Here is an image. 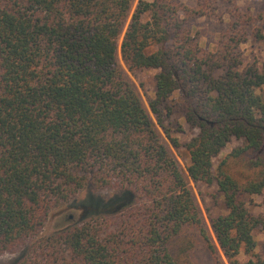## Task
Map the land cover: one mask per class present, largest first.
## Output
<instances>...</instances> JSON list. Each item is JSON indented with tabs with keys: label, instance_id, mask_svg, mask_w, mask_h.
<instances>
[{
	"label": "trees",
	"instance_id": "obj_1",
	"mask_svg": "<svg viewBox=\"0 0 264 264\" xmlns=\"http://www.w3.org/2000/svg\"><path fill=\"white\" fill-rule=\"evenodd\" d=\"M135 2L0 0V255L28 246L18 264H192L200 240L216 264H264V216L247 201L264 199V62L244 64L241 51L253 15L232 12L210 51L191 25L209 14L202 3L139 0L132 13ZM119 55L132 74L158 71L155 121ZM189 181L217 187L213 235ZM91 184L124 193L118 206L90 199L88 219L41 235Z\"/></svg>",
	"mask_w": 264,
	"mask_h": 264
},
{
	"label": "rangeland",
	"instance_id": "obj_2",
	"mask_svg": "<svg viewBox=\"0 0 264 264\" xmlns=\"http://www.w3.org/2000/svg\"><path fill=\"white\" fill-rule=\"evenodd\" d=\"M153 1V0H145ZM189 7H197L200 3L206 7L209 14L204 17H199L191 21V25L194 33L198 34L201 47L205 50L212 51L215 45L218 43L220 37L225 34L235 19L232 17V12L236 9L241 13L249 15L252 14L254 20L247 27L249 32V40L241 45V51L243 55L244 64H251L254 62L261 64L264 62V38L257 40L253 32L255 29H259L264 36V0H179ZM139 0H136L132 13ZM129 23V21H128ZM121 38L120 42L122 41ZM120 64L127 72L131 81L135 84L140 92L142 99L150 111L148 105V98L154 97V76L157 74V70L142 71L135 74L130 73L125 67L121 56L119 55ZM150 114L155 121L153 114ZM173 128H182L183 132L175 133L174 136L178 137L182 143L189 141L193 136V132L186 123L182 116L180 108L177 109L175 119L173 121ZM163 139L173 152L176 160L181 168L187 173V166L189 165V158L184 156L182 150H176L170 143V141L163 134ZM242 142L233 140L215 160V165H218L222 159L226 157L233 149L241 146ZM191 188L195 194L201 213L205 220V223L209 230L212 231L211 223L208 217V213L218 215L222 212L221 196L218 194L216 186H206L203 183H193L189 181ZM124 193L118 192L112 189H99L95 186L88 185L77 197L76 200L62 208L54 209L48 218L45 228L41 235H50L52 233L60 232L69 226L80 224L86 218L83 205H86L90 199L93 202L104 203L113 209L118 206V203L114 201L118 198H122ZM249 210L255 215L264 216V199L260 196H250L247 199ZM86 203V204H85ZM116 204V205H115ZM115 205V206H114ZM90 211L92 209H89ZM93 210H96L93 209ZM70 216L72 218H70ZM255 239L257 241V253L264 258V235L260 231L255 232ZM196 247L188 257L192 264H216L213 257L201 243L200 240L195 241ZM28 246H24L14 253H5L0 255V264H18L26 252ZM242 260L247 258L243 255Z\"/></svg>",
	"mask_w": 264,
	"mask_h": 264
},
{
	"label": "water",
	"instance_id": "obj_3",
	"mask_svg": "<svg viewBox=\"0 0 264 264\" xmlns=\"http://www.w3.org/2000/svg\"><path fill=\"white\" fill-rule=\"evenodd\" d=\"M70 218H72V217L70 216Z\"/></svg>",
	"mask_w": 264,
	"mask_h": 264
}]
</instances>
